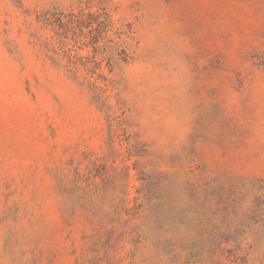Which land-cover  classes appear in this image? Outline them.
<instances>
[{
  "label": "rangeland",
  "instance_id": "374dc122",
  "mask_svg": "<svg viewBox=\"0 0 264 264\" xmlns=\"http://www.w3.org/2000/svg\"><path fill=\"white\" fill-rule=\"evenodd\" d=\"M57 2L0 0V264H264V0H115L97 83L35 37Z\"/></svg>",
  "mask_w": 264,
  "mask_h": 264
},
{
  "label": "trees",
  "instance_id": "16d2710c",
  "mask_svg": "<svg viewBox=\"0 0 264 264\" xmlns=\"http://www.w3.org/2000/svg\"><path fill=\"white\" fill-rule=\"evenodd\" d=\"M114 1L67 0L51 4L36 12V22L47 34L35 37L53 53L57 66L69 72L81 71L94 83L107 81L105 69L110 73L118 61L132 60L137 47L134 25L115 16ZM85 49L88 54L83 56L79 51ZM260 200L255 198L254 208ZM126 208L132 218L139 213L137 203H129Z\"/></svg>",
  "mask_w": 264,
  "mask_h": 264
}]
</instances>
